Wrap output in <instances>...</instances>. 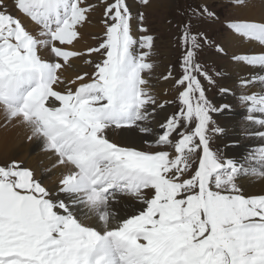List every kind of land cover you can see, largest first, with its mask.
I'll return each mask as SVG.
<instances>
[{
    "label": "snow or ice",
    "instance_id": "6c2138e0",
    "mask_svg": "<svg viewBox=\"0 0 264 264\" xmlns=\"http://www.w3.org/2000/svg\"><path fill=\"white\" fill-rule=\"evenodd\" d=\"M99 2L103 38L81 52L71 46L95 9L88 0H12L32 29L0 0V114L42 142L59 169L50 189L20 161L0 163V264H264V194L238 183L264 180V144L240 160L212 149L224 133L212 114L229 106L215 107L201 83H215L197 62L210 41L191 21L178 26L179 110L159 123L155 150L113 142L111 128L153 133L148 122L171 102H157L145 75L154 37L143 13L136 38L127 0ZM188 11L214 15L203 4ZM229 27L253 49L232 60L259 70L240 79L239 99L257 126L249 136L264 141V18ZM93 54L102 57L94 65ZM73 59L93 70L66 77Z\"/></svg>",
    "mask_w": 264,
    "mask_h": 264
},
{
    "label": "bare ground",
    "instance_id": "6f19581e",
    "mask_svg": "<svg viewBox=\"0 0 264 264\" xmlns=\"http://www.w3.org/2000/svg\"><path fill=\"white\" fill-rule=\"evenodd\" d=\"M7 4L13 8L12 0H7ZM131 7L135 8L134 4H131ZM234 9L236 11L239 10L242 20H259L264 18V0H245L244 6L237 5ZM94 11L89 14L88 22L80 27L81 31H79L81 36L77 41H74L73 45L71 46L73 50L82 52L85 48L94 46L91 41H87L89 36L88 34L91 33L95 35L104 30L103 24L101 23L104 17L95 14ZM14 15L19 16L24 25L27 28L32 29L33 25L26 17L21 16L16 10ZM132 30L134 35L135 33L133 27ZM228 42V48L233 53L236 51H240L241 53L244 51L253 50L252 46L249 45L248 42L243 41L242 38L237 34L229 36ZM255 50H259L258 46L255 48ZM93 56L94 54L90 56L91 60ZM226 66H228V69H226V71H222L223 75L219 79L221 87L223 89L229 90L228 92H223L218 97L222 106H229V104L232 102L233 96L238 92H243L239 83L242 77L247 76L250 72L259 71L258 69H248L246 67H242L236 63H227ZM87 67L88 66L84 65L81 60L73 59L70 62V66H66L64 75L68 78H71L80 71H87ZM167 74L168 71L166 69L163 70V77L167 76ZM146 78L149 79V82H152L149 83L151 90H157V95L161 103L171 99V95L173 94L172 91L175 89L172 85V78L168 80H154L148 76H146ZM259 87V85H256L252 90H259ZM168 104L169 103L165 104V107L161 110L157 109L156 114L153 116L154 119L152 118L154 120L153 125L148 122L147 126L153 128V133L147 135L139 132L138 128H113V130L107 132L109 139L113 142L134 146L142 150L144 147V141L154 140L155 135L159 131V123H162L164 119L170 115L171 108ZM238 121L239 113L230 110L228 107V109L220 112L218 125L224 129L223 135L220 136V142L223 144L222 152L224 153V156L240 160L254 147L264 144V141L250 136L247 141L243 140L240 132L242 124ZM256 127L257 126L252 125V130L256 129ZM28 134V130L25 127L19 125L15 120L7 122L4 116L0 114V160H3V162L11 160L20 161L24 167H28L34 172L36 178L40 180L42 184L49 187L50 189H53L58 181L59 172V169L53 168V165L55 164V156L51 152H45L42 150V142L35 139L29 141L27 139ZM239 141H241V144L238 143ZM238 183L240 184L242 191L246 194H264V180L260 179L259 177H242Z\"/></svg>",
    "mask_w": 264,
    "mask_h": 264
},
{
    "label": "rangeland",
    "instance_id": "374dc122",
    "mask_svg": "<svg viewBox=\"0 0 264 264\" xmlns=\"http://www.w3.org/2000/svg\"><path fill=\"white\" fill-rule=\"evenodd\" d=\"M88 2L95 5V14L103 16V5L99 2V0H88ZM109 2H111V0H109ZM127 2L134 16V19L131 22L132 27L134 28V36L139 38L140 35L144 34L139 31V21L137 18H135L138 17L139 13H143V26L148 29L147 34L154 37V46L152 49V55L150 57L154 67L151 73L145 74L154 80L163 79V70L166 69L169 71V69H171L173 77L171 81L174 87V79L179 78L181 75L179 57L182 55L183 49L178 43V26L181 23H187L191 21L192 32L203 33L204 36L207 37V39L210 41V44H205L198 52L197 62L203 67L205 71L210 73L209 75L213 77L215 83L210 85L206 80L203 79V77L200 79L205 88L207 98L215 107L221 108L222 104L219 102L220 99L218 97L223 93L221 91L223 88L219 83V79L223 75L222 71H226V69H228L226 64L235 63L232 60V57L240 53V51L233 53L228 48V38L229 36L235 34L229 27V24L231 22L239 21L242 17L239 13V10L236 11L234 9L237 6L235 0H150L147 6L140 3V0H127ZM131 4H134L135 8H132ZM201 4L205 5L210 12L214 13V15L211 17H191L188 9L197 7ZM8 7L14 15L15 9L11 8V6ZM79 30L81 31V28ZM103 31L95 35L91 33L88 34L89 36L87 41H91L92 44H94L92 47H96L101 41L103 38ZM217 46L222 48L223 52L217 51ZM86 58L91 59V57ZM101 58L102 57L99 54H94L92 57L93 65L99 62ZM92 70V66L87 67V71L91 72ZM149 83L152 82L150 81ZM236 88L239 89L238 87ZM173 91L171 99L169 100L171 103L168 104L171 108L170 115L179 110V103L176 100L177 93L175 89H173ZM152 93L157 99V90H153ZM241 94L242 92H238L233 96L232 102L229 104V108L230 110L239 113L238 122L242 124V127L240 128L241 137L243 140L247 141L249 138V133L253 130L252 124H250L245 119L247 113L245 112V108L239 99ZM157 100L158 103H161L159 98ZM212 116L218 125L220 112L213 113ZM152 118L150 120L151 125L154 123V118ZM110 130H113V128L109 129L108 132ZM220 136L221 135H217L213 138L211 147L214 151H219L224 156V153L222 152L223 144L220 142ZM145 141L143 143L144 147L142 150H155V148L150 147V142L152 140H148L147 142ZM238 143L241 144V141ZM0 163H4L3 160H0Z\"/></svg>",
    "mask_w": 264,
    "mask_h": 264
}]
</instances>
